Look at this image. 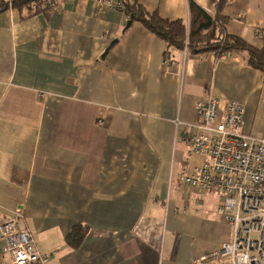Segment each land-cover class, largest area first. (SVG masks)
Masks as SVG:
<instances>
[{
  "label": "crops",
  "instance_id": "obj_1",
  "mask_svg": "<svg viewBox=\"0 0 264 264\" xmlns=\"http://www.w3.org/2000/svg\"><path fill=\"white\" fill-rule=\"evenodd\" d=\"M137 1L190 27L189 0ZM194 2L216 15V0ZM223 12L225 35L264 47V0H235ZM28 15L0 13V221L21 209L48 264H193L230 242L222 199L202 191L198 207L170 194L174 184L193 189L180 187L179 173L203 163L177 139L176 122L196 123V103L211 97L245 105L250 133L264 74L245 53L169 50L90 0ZM76 227L75 246L67 237ZM4 247L0 262L9 260Z\"/></svg>",
  "mask_w": 264,
  "mask_h": 264
},
{
  "label": "built area",
  "instance_id": "obj_2",
  "mask_svg": "<svg viewBox=\"0 0 264 264\" xmlns=\"http://www.w3.org/2000/svg\"><path fill=\"white\" fill-rule=\"evenodd\" d=\"M76 0H41L39 9L59 11ZM110 10L123 11L120 0H90ZM187 55L186 51L184 52ZM222 55L221 59H226ZM197 122H176L177 139L203 163L179 173L181 188L214 193L222 199L218 215L232 228V240L193 264H264V139L247 133L246 107L208 98L196 103ZM21 209L0 221V240L9 260L0 264H48L31 231L23 227Z\"/></svg>",
  "mask_w": 264,
  "mask_h": 264
},
{
  "label": "trees",
  "instance_id": "obj_3",
  "mask_svg": "<svg viewBox=\"0 0 264 264\" xmlns=\"http://www.w3.org/2000/svg\"><path fill=\"white\" fill-rule=\"evenodd\" d=\"M125 16L131 23H141L146 29L162 38L168 45V49H177L188 55H205L212 53L217 58L222 55L245 53L247 63L251 69H256L264 74V47L258 48L249 45L241 37L225 35L228 20L223 16L227 5L235 0H216V15L211 16L202 10L194 0H189L190 27L185 26L183 20L166 21L158 12H147L137 0H120ZM41 0H12L0 3V13L10 8L26 9L28 17L34 16L46 10L39 9L37 4ZM166 60L170 58V52L166 54ZM81 235L79 227L74 229L67 240L77 245L73 240L75 236Z\"/></svg>",
  "mask_w": 264,
  "mask_h": 264
},
{
  "label": "rangeland",
  "instance_id": "obj_4",
  "mask_svg": "<svg viewBox=\"0 0 264 264\" xmlns=\"http://www.w3.org/2000/svg\"><path fill=\"white\" fill-rule=\"evenodd\" d=\"M248 116L249 132L254 136L264 139V98L260 102H254V105H251ZM188 159H190V157H188ZM195 165H199L198 160H195ZM171 188L170 194L175 200L183 194L184 197H186L188 204L191 203L198 205V207L201 206L199 204L201 201L200 194L202 193V190L197 192L195 189L187 188V190L183 191L178 189L175 184Z\"/></svg>",
  "mask_w": 264,
  "mask_h": 264
},
{
  "label": "water",
  "instance_id": "obj_5",
  "mask_svg": "<svg viewBox=\"0 0 264 264\" xmlns=\"http://www.w3.org/2000/svg\"><path fill=\"white\" fill-rule=\"evenodd\" d=\"M130 26H131V22H128L126 28L129 29ZM115 43H116V42H114L113 44H115ZM113 44H112V45H113Z\"/></svg>",
  "mask_w": 264,
  "mask_h": 264
}]
</instances>
